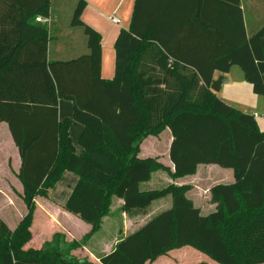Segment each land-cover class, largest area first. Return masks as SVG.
Returning a JSON list of instances; mask_svg holds the SVG:
<instances>
[{"label": "trees", "instance_id": "16d2710c", "mask_svg": "<svg viewBox=\"0 0 264 264\" xmlns=\"http://www.w3.org/2000/svg\"><path fill=\"white\" fill-rule=\"evenodd\" d=\"M50 5L0 0V122L20 156L26 210L13 229L0 220V264H94L72 251L99 230L113 196L131 213L168 194L171 206L121 239L100 264H155L185 247L216 264H263L264 132L253 114L224 101L210 84L215 70L237 65L264 96V26L246 37L241 23L237 40L209 48L201 46L213 35L209 21L201 19L197 31L177 30L173 15L135 0L130 27L115 39L114 76L104 79L100 34L81 19L85 0L76 1L70 19L82 29L84 53L48 58L52 32L35 18L47 17ZM58 98L72 102L71 118H58ZM72 120L83 126L79 153L69 135ZM166 128L172 171L157 156H138L141 142ZM208 164L231 169L234 177L210 188L215 208L208 214L185 195L189 186L139 189L155 170L176 178ZM64 171L78 179L63 209L91 229L71 241L55 232L40 248L25 249L35 197L46 198Z\"/></svg>", "mask_w": 264, "mask_h": 264}, {"label": "crops", "instance_id": "0c3cea01", "mask_svg": "<svg viewBox=\"0 0 264 264\" xmlns=\"http://www.w3.org/2000/svg\"><path fill=\"white\" fill-rule=\"evenodd\" d=\"M76 1L77 0H51L49 15L47 17L37 16L35 18L36 22L46 25L50 32H52V42H57L53 50L50 49L51 42L47 43L48 58L52 56L55 59H69L85 51L82 29L70 23ZM146 2L150 9L158 10L157 13L173 15L176 19V25L178 26L176 27L177 30L197 31L201 19L209 21L213 25L210 29L213 35H211L207 41L201 43V46L209 48L226 47L230 45L232 40H237L236 38L238 37L241 23L243 24L246 37L251 36L264 26V0H238L237 3L235 0H146ZM134 5L135 0H85V7L81 13V19L100 34V75L104 79H111L114 76L115 39L120 29L130 27ZM219 75L225 76L227 80L222 84L220 91L216 94L239 110L253 114L259 130L264 132V118L262 117L264 114V96L257 95L253 92L251 84L245 80L241 68L237 65H232L226 73L215 70L213 72V79H216ZM57 107L58 118L60 120L72 117L71 101L58 98ZM82 130L83 126L72 120L69 127V135L78 153L81 151L79 138ZM151 138L158 139L157 136H148L141 142L138 154L140 158L151 156L150 154L142 156L143 145ZM171 140L172 137L169 132L168 144L166 146L167 153ZM157 155L158 154H155L153 157ZM20 164V156L11 138L7 124L5 122H0V192L16 190L19 194L22 193V184L17 177ZM166 166L170 171L173 170L171 162ZM156 171L158 170L152 172L151 177L146 182H149L153 178L154 172ZM65 172L67 171H64L61 178L48 190L49 193L46 198L40 196L35 197V210L30 230L32 226H34L35 211L38 208L39 200L42 199V202H44L39 203V210L41 212L49 213V208H51L50 212H63V205L78 179L77 175H67L64 184H62L59 189H55L58 182L65 176ZM163 172L166 176L162 173L159 174V176L156 177L159 181H162L164 178L166 184L189 186L185 195L193 202L195 207L200 209L203 215L210 213L215 208V203L211 200L210 188L215 184H228L232 183L234 180L233 171L231 169H223L213 164L199 165L194 174L176 178H170L166 171ZM207 177H211V182L207 184L206 188L198 186L199 189H197L198 187L194 183V179L200 182ZM166 186L167 185L164 187ZM139 189L141 190L140 185ZM154 189H142L141 191ZM171 203L172 196L168 194L153 200L149 206L142 211L128 213L121 209L123 200L113 196L111 198L109 212L102 217L99 230L94 232L83 246V255L92 263L100 264L99 258L102 255L112 251L121 239L138 229L159 212L169 208ZM25 211L24 208V211L17 216V220L13 225H10L3 219L2 221L5 222L10 229H13L24 215ZM46 221L49 223L50 219L48 218ZM83 223L84 234L82 236L91 229L89 224ZM105 224L110 230L112 229L113 233L108 236L104 235L105 237L100 235L98 238L99 242L94 243V248H92L91 245L93 246V244L90 243V240L103 230ZM61 225L63 227L60 228V232L67 233L71 238H79L70 232L67 226H64L62 223ZM32 230V237L30 241L24 245L25 249L40 248L45 241L51 238L53 233L57 232L54 231V229L49 230L48 228H42L40 226L36 229V232L33 233ZM176 252L179 254L176 255ZM193 252L194 251L187 249V247L170 251L168 255L158 258L156 263L194 264L205 261L208 264H215L210 259H205L202 256L189 262L187 260L188 256L192 255ZM172 254H175L177 257L171 256ZM184 261H186V263H184Z\"/></svg>", "mask_w": 264, "mask_h": 264}, {"label": "rangeland", "instance_id": "374dc122", "mask_svg": "<svg viewBox=\"0 0 264 264\" xmlns=\"http://www.w3.org/2000/svg\"><path fill=\"white\" fill-rule=\"evenodd\" d=\"M55 44H57V42H55V43L51 42V44H50L51 50H53ZM105 57H106V55H105ZM168 135H169V130L165 129L160 133V135L157 136L158 139L151 138L148 141H146L145 144L143 145L142 156H145L146 154L147 155L150 154L151 156L158 154L157 155L158 159L163 164L168 165L170 163L169 158H168L167 148H166V146L168 144ZM163 171L158 170V171L154 172L155 174L153 175V178L149 182L141 183L140 184L141 190L142 189L162 188L165 185H169V184H166L164 182V180H165L164 178L162 179V181H159L156 178L161 173L166 176V174ZM166 172L168 173V176L171 178L169 172L168 171H166ZM70 174L76 176V174H74L72 172H69V171L65 172V176H63V178L60 180V182H58L55 189H59V187H61L62 184H64V180H65L66 176L70 175ZM210 179H211V177H207L206 179L201 180L200 182H197L198 180L194 179V181H195L194 183L197 185V187L203 186L204 188H206L207 184H209L211 182ZM197 189H199V187ZM40 202H42V199L39 200L38 208L35 211V218H34V222H33L34 226H32L33 230L31 229L33 233L36 232V229L39 226L42 228H48L49 230L54 229V231L60 232V230H61L60 228L63 227L61 225V223H62V224H64V226H67L69 228L70 232H72L76 237H79L78 239L73 238V237L71 238L67 233L60 232L64 235V238L66 241H71L73 239L80 240L82 238L81 236L84 234V232H83V230H84L83 224L84 223L82 222V220H80L77 216L70 214L69 212L65 211L64 209H63V212H56V211L50 212L51 208H49L50 210L48 212L50 214L47 212L43 213L39 210V203ZM42 203H44V202H42ZM24 208H25V206H24V203L22 201V198L16 190L8 191V192H2V191L0 192V220L3 219L5 221H7L10 225H13V223L17 220V216L24 211ZM48 218L50 219L49 223H47V221H46V220H48ZM112 233H113L112 229L110 230L105 224L103 226V230L101 232H99L97 235H95L90 240V243L93 244V246L91 245V247L94 248V243L99 242L98 238L100 237V235L102 237H105V236L111 235ZM187 249H190V251H194L192 253V255H189V257L187 259L189 262L192 260H195L199 256H202L203 258L208 259L207 257H205L204 255H202L201 253H199L196 250H193V249L188 248V247H187ZM72 253L78 257H86L85 255H83V247L72 251ZM173 253H175V252H173ZM178 254L179 253L176 252V255H178ZM176 255L172 254L171 256L177 257ZM184 263H186V261H184ZM158 264H159V262H158Z\"/></svg>", "mask_w": 264, "mask_h": 264}, {"label": "water", "instance_id": "95a60500", "mask_svg": "<svg viewBox=\"0 0 264 264\" xmlns=\"http://www.w3.org/2000/svg\"><path fill=\"white\" fill-rule=\"evenodd\" d=\"M226 80H227V79H226L225 76H223V75H219L216 79H213V80H212V82H211V84H210V89H211L213 92H215V93L219 92L220 89H221L222 84L225 83Z\"/></svg>", "mask_w": 264, "mask_h": 264}, {"label": "built area", "instance_id": "2783aa9c", "mask_svg": "<svg viewBox=\"0 0 264 264\" xmlns=\"http://www.w3.org/2000/svg\"><path fill=\"white\" fill-rule=\"evenodd\" d=\"M262 117L264 118V114L262 115Z\"/></svg>", "mask_w": 264, "mask_h": 264}]
</instances>
